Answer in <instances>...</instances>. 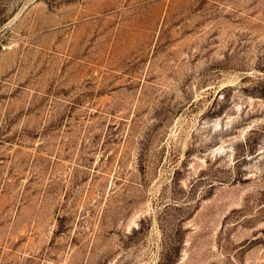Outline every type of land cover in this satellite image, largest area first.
<instances>
[{
    "label": "rangeland",
    "instance_id": "374dc122",
    "mask_svg": "<svg viewBox=\"0 0 264 264\" xmlns=\"http://www.w3.org/2000/svg\"><path fill=\"white\" fill-rule=\"evenodd\" d=\"M0 264H264V0H0Z\"/></svg>",
    "mask_w": 264,
    "mask_h": 264
}]
</instances>
